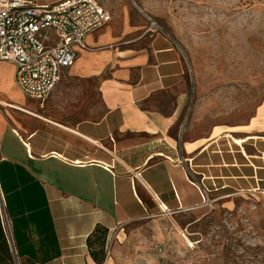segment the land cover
<instances>
[{
    "label": "crops",
    "instance_id": "obj_1",
    "mask_svg": "<svg viewBox=\"0 0 264 264\" xmlns=\"http://www.w3.org/2000/svg\"><path fill=\"white\" fill-rule=\"evenodd\" d=\"M133 5L73 45L43 101L0 60V264H100L98 224L107 245L164 209L206 206L204 186L264 201V100L246 115L205 101L182 47Z\"/></svg>",
    "mask_w": 264,
    "mask_h": 264
},
{
    "label": "rangeland",
    "instance_id": "obj_2",
    "mask_svg": "<svg viewBox=\"0 0 264 264\" xmlns=\"http://www.w3.org/2000/svg\"><path fill=\"white\" fill-rule=\"evenodd\" d=\"M99 1L112 12L135 3L157 20L184 50L205 101L246 115L264 100V0ZM109 243L118 248L113 264H264V201L237 195L159 213Z\"/></svg>",
    "mask_w": 264,
    "mask_h": 264
},
{
    "label": "built area",
    "instance_id": "obj_3",
    "mask_svg": "<svg viewBox=\"0 0 264 264\" xmlns=\"http://www.w3.org/2000/svg\"><path fill=\"white\" fill-rule=\"evenodd\" d=\"M139 9L148 22V31H164L157 20ZM110 18V11L99 0H61L52 4L0 0V60L15 62V79L21 90L43 101L74 62L73 45L85 46L86 34ZM204 191L205 205H213L218 198H211L205 186ZM0 210L3 213L2 202ZM110 250L107 242V255Z\"/></svg>",
    "mask_w": 264,
    "mask_h": 264
},
{
    "label": "trees",
    "instance_id": "obj_4",
    "mask_svg": "<svg viewBox=\"0 0 264 264\" xmlns=\"http://www.w3.org/2000/svg\"><path fill=\"white\" fill-rule=\"evenodd\" d=\"M108 234V228L98 224L87 238L91 255L93 259L100 264H102L106 258V241Z\"/></svg>",
    "mask_w": 264,
    "mask_h": 264
},
{
    "label": "bare ground",
    "instance_id": "obj_5",
    "mask_svg": "<svg viewBox=\"0 0 264 264\" xmlns=\"http://www.w3.org/2000/svg\"><path fill=\"white\" fill-rule=\"evenodd\" d=\"M166 211V209H164ZM208 211V210H207Z\"/></svg>",
    "mask_w": 264,
    "mask_h": 264
}]
</instances>
